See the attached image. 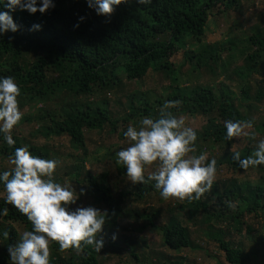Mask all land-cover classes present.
<instances>
[{
  "label": "trees",
  "instance_id": "trees-1",
  "mask_svg": "<svg viewBox=\"0 0 264 264\" xmlns=\"http://www.w3.org/2000/svg\"><path fill=\"white\" fill-rule=\"evenodd\" d=\"M53 2L54 7L43 14H30L19 8L9 12L0 4V11L9 12L18 25L15 33L0 35V76L13 77L19 86L18 105L20 109L28 106V115L21 122L30 125L26 129L28 137L25 133H10L15 141L11 146L0 138V158L8 160L15 148L27 146L33 155L58 160L57 153L45 141L68 137L77 153L71 156L75 163L64 168L58 165L53 180L63 182L60 170L63 171L79 193L83 189L79 197L92 199L94 208L106 211L107 216L98 236L104 241L99 251L84 244L79 251L71 247L62 251L57 242L50 241V264H106L109 254H120L124 244L128 246L125 250H129V262L185 264V257L170 259L168 255L154 262L150 254L140 255L132 241L115 242L111 230L118 218L126 214L136 219V232H156L161 245L175 253L203 250L191 237L193 230H197L217 245L227 264H264V166L243 170L232 159V152H239L241 158L252 154L264 138V116L253 117L258 103L264 99V28L254 30L245 46L220 47L212 54L204 41L210 17L238 10L241 0H151L143 5L125 0L108 17L97 15L88 7L87 0ZM33 25H39V30H30ZM180 50L185 51L184 64L177 66L172 57ZM225 50L226 65L238 57L243 59V65L233 70L241 80L238 92L224 82L206 85L200 81L216 74L219 67L228 72L223 60ZM184 65L195 83H180ZM149 71L167 86L165 96L153 98L140 88L133 89ZM254 74L260 77L257 82H252ZM125 81L129 89L122 97L125 112L120 116L112 109L108 95L124 90ZM170 100L181 102L178 110L172 109L176 115L205 117L206 123L195 130L198 155L212 147L222 150L205 163L215 159L217 172L224 168L237 172L255 170L260 174L259 180L232 177L213 182L199 200H180L167 204L165 209H137V204L160 198L158 190L152 187L154 182H127L125 190L117 193L107 184V169L103 168L98 175L87 169L90 159H96L95 154L101 152L98 145L90 148L92 133L118 136L126 141L123 131L129 124L135 126L141 117L155 118L160 107ZM226 119L253 121L254 136L247 146L230 151L236 137L224 138ZM118 148L122 149L120 145ZM109 153L104 152V156ZM116 168L119 175L126 176L122 163L116 164ZM1 192L4 193L2 184ZM126 197L133 201L131 209L125 208ZM0 207L9 209L8 215L0 217V232L9 233L7 240L0 236L4 242L0 264H10L7 246L20 239L15 224L25 231L32 226L11 205H5L3 197ZM249 217L261 221L260 230H255ZM244 233L248 234L250 245L235 240V236ZM145 256L148 261H143Z\"/></svg>",
  "mask_w": 264,
  "mask_h": 264
},
{
  "label": "clouds",
  "instance_id": "clouds-1",
  "mask_svg": "<svg viewBox=\"0 0 264 264\" xmlns=\"http://www.w3.org/2000/svg\"><path fill=\"white\" fill-rule=\"evenodd\" d=\"M123 2L125 0H87V5L97 15L108 17L114 7ZM150 2L136 0L139 5ZM0 4L9 12L19 8L30 14H43L54 7L53 0H0ZM9 12L0 11V35L18 30ZM30 30H39V25H33ZM20 94L13 77L0 76V138L10 146L15 143L11 130L23 115L18 107ZM180 103L179 100L166 101L155 118L141 117L135 126L129 124L123 131L129 145L115 153L116 163L124 165L126 176L133 184L154 182L152 187L162 199L199 200L215 180L216 161L209 159L205 163V153L190 155L196 151L197 133L186 125L183 115L172 111L178 110ZM223 126L225 139L254 136L246 131L253 128L251 119H226ZM232 159L243 170L264 166V138L258 141L252 154L241 158L239 152H232ZM8 162L13 165L11 169L0 171L4 203L25 216L32 226L22 233L15 245L7 246L10 264H50V241L57 242L62 251L70 247L79 251L82 244L97 251L101 249L104 241L98 236L107 212L91 206L69 207L76 203L78 194L72 185L54 182L58 160L33 155L27 146H22L15 148ZM149 166L154 170L147 172ZM79 195H83V189ZM8 212V207H0V217ZM0 236L7 240L9 233L5 230Z\"/></svg>",
  "mask_w": 264,
  "mask_h": 264
},
{
  "label": "rangeland",
  "instance_id": "rangeland-1",
  "mask_svg": "<svg viewBox=\"0 0 264 264\" xmlns=\"http://www.w3.org/2000/svg\"><path fill=\"white\" fill-rule=\"evenodd\" d=\"M238 10L230 11L227 14L210 17L206 36L204 38L205 43L210 46L212 54H215L217 50L221 47V49H227L230 45L237 44L238 47L245 46V40L253 33L254 30L264 28V0H241L240 6ZM207 45V46H208ZM189 51V50H188ZM184 50L178 51V53L172 57V61L180 66L184 64ZM227 50H225L223 54V60L225 61V65L227 62ZM243 65V59L238 57L230 61L225 67L227 69V73L223 71V68L219 67V70L216 71V74L211 76H206L200 79L202 83L206 85H212L216 82H224V84L228 85L234 91H239V85L241 84L240 78H238L235 74H233V70L237 67H241ZM182 76L180 83H185L190 81L191 83H195L196 80H192V78L188 77L189 68L187 66H183L181 69ZM252 78V82H257L256 79H260L258 75ZM160 78L157 74L149 71L148 75L141 80L139 84L133 87V89H141L145 94H149L150 97H161L167 94V86H165L162 82L159 81ZM126 93L124 90L119 92L114 91L110 95H108V99L111 101V107L114 112L118 115H122L125 112V101L122 97L127 94L128 87L126 86L127 82H124ZM164 86V87H163ZM92 97L91 99H94ZM19 104V103H18ZM19 107V105H18ZM20 109V107H19ZM23 113V116L28 115V106L23 109H20ZM253 117L255 119H259V117L264 116V99L262 102L258 103V109L254 112ZM185 123L187 126L193 128V130L200 129L205 123L206 119L203 116L197 117H184ZM28 124V125H27ZM29 123L20 122L14 126L11 132L17 134L25 133L27 136L26 129H29ZM253 129H248L246 131L253 133ZM122 131V129H120ZM90 135L92 139V144L90 148L94 149L95 146L101 147V152L95 154L96 159L93 157L90 159V162L87 163V169H91L93 174H100L103 171V168L108 170L107 174V184L108 186L114 190V192L120 193L124 191L125 186L129 183L132 185V182L128 179L127 176H121L118 174L116 168V157L115 153L121 150L119 145L122 148H126L129 145V141H122L118 138V136H112L111 138L108 136L100 135L98 132H94ZM28 137V136H27ZM252 135L250 136H241L239 138H235L234 144L231 148V151H237L245 146L251 141ZM69 138L62 137H54L45 142L48 143L52 152L57 153L59 167L64 168L67 166L72 167L75 163V160L71 157L76 155L77 153L71 147L69 142ZM112 147L113 150H109L108 148ZM196 149V148H195ZM110 153L107 156H104V152ZM222 153V150L218 147L209 148L206 154V160L211 157L219 156ZM190 155H198L197 149L195 153H190ZM205 160V161H206ZM13 165H11L8 160H2L0 158V171L10 169ZM154 170L153 166H149L147 172H151ZM146 172V174H147ZM60 174H62L64 180L60 182L62 185L67 183L72 185L75 192L78 194V199L75 204L69 205L70 208L74 209L76 207H94L92 203V199L86 200L84 197H79L78 187L74 186V184L68 176H65L63 171L60 170ZM232 177L239 178L241 180H249L252 182H257L260 178V174L258 171L251 170L248 172H237L230 171L229 169H221L219 172H216V177L213 182L222 181L226 179H230ZM128 182V183H127ZM117 189V190H116ZM3 192L0 193V198L3 197ZM126 206L125 208L131 209L133 206V201L131 197H126ZM180 201L179 199L169 198L167 200L160 198H152L147 203L137 204L135 208L144 209V208H158L165 209L167 204L176 203ZM135 218H131L129 215L120 216L117 220L118 224L114 226L111 230V234L115 242H119L121 244L122 241H132L135 247L137 246V251L140 255L150 254L151 260L153 261L161 260L163 256H169L170 259L173 257H185V264H227L225 261V257L223 253L219 251L217 245L214 242L207 240L203 237L202 232L197 230H193L192 240L195 241L198 245H200L203 250H189L185 252L175 253L166 247L161 245V240L159 235L156 232L149 233H140L136 232L135 228L137 222ZM249 222L252 223L255 230H260L261 221L253 220L251 217L248 218ZM17 231L21 237L22 233L25 231L23 227L18 224H15ZM197 229V228H193ZM236 241H244L246 245H250V240L248 238V234L244 233L241 236H235ZM145 243V245H143ZM4 242L0 239V250L3 248ZM148 247L146 248L145 246ZM123 250L120 251V254H109L110 259L106 262V264H143V263H134L133 261H127V255L129 254V250H125L126 244L123 246ZM143 261H148V257L145 256Z\"/></svg>",
  "mask_w": 264,
  "mask_h": 264
}]
</instances>
